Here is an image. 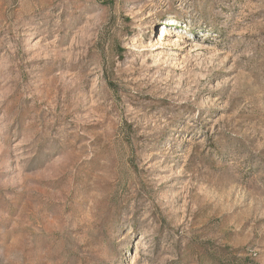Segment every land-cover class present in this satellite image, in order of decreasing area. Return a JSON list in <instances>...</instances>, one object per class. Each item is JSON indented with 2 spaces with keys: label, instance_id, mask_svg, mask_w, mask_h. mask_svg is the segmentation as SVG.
<instances>
[{
  "label": "rangeland",
  "instance_id": "374dc122",
  "mask_svg": "<svg viewBox=\"0 0 264 264\" xmlns=\"http://www.w3.org/2000/svg\"><path fill=\"white\" fill-rule=\"evenodd\" d=\"M0 264H264V0H0Z\"/></svg>",
  "mask_w": 264,
  "mask_h": 264
},
{
  "label": "bare ground",
  "instance_id": "6f19581e",
  "mask_svg": "<svg viewBox=\"0 0 264 264\" xmlns=\"http://www.w3.org/2000/svg\"><path fill=\"white\" fill-rule=\"evenodd\" d=\"M160 33H161L160 36H158V38H156L155 40H153L152 43H154V44L151 47V50H152L153 54H155L157 57H160L161 56V52L162 51H163L162 53L166 52V50H160V48H159L160 44L163 43V41L165 40V38L166 39L168 38V43L169 44H173V42L175 41L174 40V37L176 36V34L173 31V29H170V28H164V29L161 30ZM174 45H176V44H174ZM156 46H157V48L155 49Z\"/></svg>",
  "mask_w": 264,
  "mask_h": 264
}]
</instances>
